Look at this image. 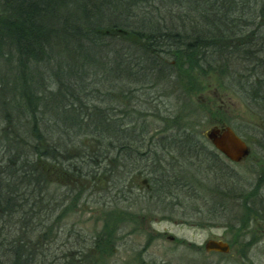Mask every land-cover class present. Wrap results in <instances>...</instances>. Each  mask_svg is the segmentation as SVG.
<instances>
[{
    "label": "trees",
    "instance_id": "trees-1",
    "mask_svg": "<svg viewBox=\"0 0 264 264\" xmlns=\"http://www.w3.org/2000/svg\"><path fill=\"white\" fill-rule=\"evenodd\" d=\"M237 2L0 0V62L14 68L10 85L0 77V264H57L40 246L84 199L75 179L92 181L89 174L106 171L114 188L120 163L140 161L151 168L137 172L146 173L151 195L161 199L185 188L197 195L196 175L184 167L191 160L200 173L226 167L183 116L147 105L159 104L165 86L190 106L199 79L212 76L264 120V41L257 42ZM148 118L159 121L152 132ZM163 151L171 165H162ZM56 172L68 181L63 191ZM222 184L215 190L232 197ZM243 203L248 216L264 214L257 198L251 207L248 198ZM118 209L104 206L111 218L95 236L99 255L113 244Z\"/></svg>",
    "mask_w": 264,
    "mask_h": 264
},
{
    "label": "rangeland",
    "instance_id": "rangeland-1",
    "mask_svg": "<svg viewBox=\"0 0 264 264\" xmlns=\"http://www.w3.org/2000/svg\"><path fill=\"white\" fill-rule=\"evenodd\" d=\"M227 1L234 4L238 1L245 19L257 32V42L264 41V17H259L264 11L261 10L264 0ZM262 48L264 50V45ZM45 68L48 67H40L42 72ZM13 72L11 65L0 62V77L3 76L8 85L12 82ZM163 88L165 91L159 104L151 106L148 103L147 107L155 108L154 112L158 111L163 116H183L209 147L212 146L203 137V132L213 125H229L243 135L250 149L248 157L236 163L223 157L226 167H212L211 174L200 173V164L194 160L185 164L184 167H191L197 176H193L197 195H190L192 192L185 188L177 195L154 199L148 188V176L137 172L151 167L136 169L138 163H142L140 161L128 167L120 163L121 169L113 172L116 174L114 188L109 187L110 175L106 171L89 174L92 181L88 177L75 179L77 185L86 189L85 197L76 209L54 226L55 232L53 229L50 231L46 245L40 246L46 261L57 259V264H91L93 258L99 264H264V214L257 218L248 216L243 203L244 198H248L246 205L251 207L252 200L257 198L260 204L255 203L256 210L264 211V120L257 114L259 111L245 104L234 90L221 87L212 76L199 79V89L191 97L193 104L190 106L179 91ZM146 95L147 98L153 96L149 91ZM156 121L147 119L145 125L151 127L148 129L150 132L154 130L155 123H159ZM163 153L160 152L165 156L162 165H171L173 162L167 159L173 160L172 156ZM126 163L131 164L127 160ZM90 168L83 167L85 170ZM53 179L58 180V191H63L64 182L68 181L62 180V175L57 172ZM219 181L224 187H230L233 198L219 195L214 188ZM75 183L74 179L71 180L70 186L74 187ZM252 192H255L253 198ZM109 203L119 208L116 213L120 220L112 231L113 244L99 255L94 241L96 234L103 231L104 219L110 217L103 212ZM210 239L228 242L230 251L206 252L203 245Z\"/></svg>",
    "mask_w": 264,
    "mask_h": 264
},
{
    "label": "water",
    "instance_id": "water-1",
    "mask_svg": "<svg viewBox=\"0 0 264 264\" xmlns=\"http://www.w3.org/2000/svg\"><path fill=\"white\" fill-rule=\"evenodd\" d=\"M212 147L230 162H240L249 155L247 143L226 124L213 125L203 132ZM206 252L228 253L230 246L223 240L210 239L204 243Z\"/></svg>",
    "mask_w": 264,
    "mask_h": 264
},
{
    "label": "flooded vegetation",
    "instance_id": "flooded-vegetation-1",
    "mask_svg": "<svg viewBox=\"0 0 264 264\" xmlns=\"http://www.w3.org/2000/svg\"><path fill=\"white\" fill-rule=\"evenodd\" d=\"M133 168H134V167H133ZM143 168H145V167H143ZM136 169L139 170V169H142V168H141V167H136ZM153 198H154V199H157V197H153ZM170 240H174L173 237H170Z\"/></svg>",
    "mask_w": 264,
    "mask_h": 264
}]
</instances>
